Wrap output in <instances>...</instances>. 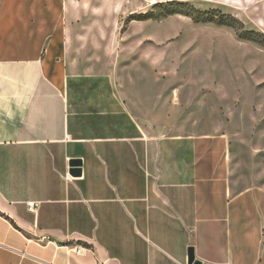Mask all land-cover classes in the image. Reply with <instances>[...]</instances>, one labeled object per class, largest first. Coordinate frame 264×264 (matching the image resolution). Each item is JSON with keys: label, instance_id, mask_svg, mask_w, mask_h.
Listing matches in <instances>:
<instances>
[{"label": "crops", "instance_id": "crops-1", "mask_svg": "<svg viewBox=\"0 0 264 264\" xmlns=\"http://www.w3.org/2000/svg\"><path fill=\"white\" fill-rule=\"evenodd\" d=\"M85 4L0 0V264H264V187L219 138L146 128Z\"/></svg>", "mask_w": 264, "mask_h": 264}, {"label": "rangeland", "instance_id": "rangeland-1", "mask_svg": "<svg viewBox=\"0 0 264 264\" xmlns=\"http://www.w3.org/2000/svg\"><path fill=\"white\" fill-rule=\"evenodd\" d=\"M83 1L146 128L219 138L231 182L264 187V0Z\"/></svg>", "mask_w": 264, "mask_h": 264}, {"label": "water", "instance_id": "water-1", "mask_svg": "<svg viewBox=\"0 0 264 264\" xmlns=\"http://www.w3.org/2000/svg\"><path fill=\"white\" fill-rule=\"evenodd\" d=\"M81 164L80 158H72L69 160V174L72 176L81 175ZM187 264H208L203 263L195 257L194 248L192 246L187 248Z\"/></svg>", "mask_w": 264, "mask_h": 264}, {"label": "built area", "instance_id": "built-area-1", "mask_svg": "<svg viewBox=\"0 0 264 264\" xmlns=\"http://www.w3.org/2000/svg\"><path fill=\"white\" fill-rule=\"evenodd\" d=\"M79 251V250H78Z\"/></svg>", "mask_w": 264, "mask_h": 264}]
</instances>
